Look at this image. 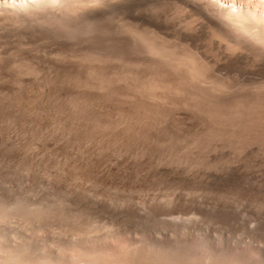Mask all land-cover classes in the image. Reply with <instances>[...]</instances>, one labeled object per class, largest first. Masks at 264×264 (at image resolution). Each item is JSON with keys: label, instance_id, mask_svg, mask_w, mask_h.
Listing matches in <instances>:
<instances>
[{"label": "rangeland", "instance_id": "1", "mask_svg": "<svg viewBox=\"0 0 264 264\" xmlns=\"http://www.w3.org/2000/svg\"><path fill=\"white\" fill-rule=\"evenodd\" d=\"M258 1L234 0L264 14ZM81 5L43 8L14 29L0 18V264L12 254L16 264H264V46L210 31L193 47L209 39L222 76L164 73L179 85L152 87L133 74L128 9Z\"/></svg>", "mask_w": 264, "mask_h": 264}, {"label": "bare ground", "instance_id": "2", "mask_svg": "<svg viewBox=\"0 0 264 264\" xmlns=\"http://www.w3.org/2000/svg\"><path fill=\"white\" fill-rule=\"evenodd\" d=\"M72 1V0H71ZM244 1V0H243ZM246 3L247 2H253L255 1H258V0H245ZM263 1V0H262ZM261 1V2H262ZM69 2L70 3V0H33V1H24L21 5H13L12 6V3L11 5H5V4H0V18L3 19L2 22L4 21V24L7 23V20H10L11 22H15L14 24H11V27L12 25L14 26L12 29L14 28H17V26L19 27V25L22 26V23L21 22H24L26 23V20L27 22L29 21V19H31L33 16L35 15H38V11H45V9L43 8H46V10L48 11L49 9L48 8H51V7H55V5H59L60 7V4L64 6L65 3ZM76 2H79L81 3V9L83 8H87V10H89L90 13H97V6L99 8V6H102V7H106V5H110L111 6H114L115 7V10L116 8H118V11L119 9H122V10H125V9H128V13H129V20L125 19L124 21H128V24L126 26L129 27V29L127 30L128 31V35H129V41L131 42V49H132V52H133V55L132 57L135 56V61L133 60V63L135 64V62L137 63L139 61V65H145V63L143 64H140V61H144L146 62V65L148 67H151L150 70L146 67V66H139L137 64H131L133 65L132 67H134L132 70H133V74L137 73V75L141 72L142 74L145 75V73H148L147 76H152V81H150L149 85H152V87L154 86L153 84L155 85H158L160 84V86H163V84L165 85V83H167L169 80V78H167V81L163 80V82L161 81L162 79L164 78H160V76L162 77V74L166 75V77H168L169 75L172 76V74L174 75L175 73H178L179 74H183L182 77H185V76H188V78L191 80H196V79H200V78H204L205 75H213L211 74L212 71H210L211 68H214L212 70H215L216 69V65H214L213 63V60L211 59L210 55L206 52H210V49L209 50H205L204 51V48L205 47H209V43L208 46H205L206 42H211L209 41H205V44L204 45V48H203V51H200L199 48H194L193 46H196L195 43L198 41V40H201V38L203 37H207L210 33V31H212V34H217V33H220V36L223 35L222 37H226V34L227 35V38H229L230 36H233L235 40L238 41V43L240 44V42H242L241 44H243L244 41H252L253 43L255 44H259V49L264 46V14H260L256 12V10L254 9H251V7H249V5H245V6H241L239 7L238 4L236 2H234V0L232 1L231 4H226V1L223 3V2H220L218 0H76ZM259 2V1H258ZM257 2V3H258ZM264 2V1H263ZM6 3V2H5ZM226 4V5H225ZM67 5V4H66ZM73 5V4H71ZM70 5V6H71ZM77 6V5H76ZM80 6V5H79ZM262 6V4L260 5ZM88 7L90 9H88ZM100 7V9L102 8ZM110 7V6H109ZM124 7H126L125 9H123ZM161 7H169V8H172L174 9V12H171L170 14L169 13H166L164 12V10H162V13L161 12H158L160 11L159 8ZM56 8V7H55ZM96 8V9H94ZM40 9V10H38ZM74 9V8H73ZM78 9V8H77ZM80 9V8H79ZM82 9V10H83ZM99 9V10H100ZM106 9V8H105ZM103 9V10H105ZM53 9H51L50 11H52ZM59 10V9H58ZM61 10V9H60ZM85 9V11H87ZM102 10V11H103ZM168 10V9H167ZM49 11V12H50ZM56 11V10H55ZM69 11V10H68ZM84 11V10H83ZM102 11H99V12H102ZM117 11V10H116ZM263 11V10H261ZM54 12V11H53ZM120 12H124V11H120ZM126 12V11H125ZM124 12V13H125ZM164 12V13H163ZM176 12V14H175ZM40 13V12H39ZM58 13V12H57ZM119 13V12H117ZM127 12L125 14H128ZM81 14V13H80ZM106 14V13H105ZM180 14H184L183 16L184 17H181ZM48 16V15H47ZM76 16V15H75ZM126 16V15H125ZM179 17V18H178ZM50 18V17H49ZM56 18V16L54 17ZM53 18V19H54ZM99 18V17H98ZM101 18V17H100ZM1 19H0V23H1ZM5 20H6V23H5ZM38 21V20H37ZM41 21V20H40ZM43 21V20H42ZM68 21V20H67ZM9 22V23H11ZM33 23V19L31 21ZM17 23H19L17 25ZM30 23V22H29ZM125 23V22H124ZM2 24V25H4ZM28 24V23H27ZM31 24V23H30ZM28 24V25H30ZM39 24V23H38ZM44 24V23H43ZM121 24V23H120ZM8 25V23H7ZM25 25V24H24ZM40 25V24H39ZM99 25V24H98ZM125 25V24H124ZM9 26V25H8ZM31 26V25H30ZM41 26V25H40ZM105 26V25H104ZM0 27H1V24H0ZM3 27H6L5 26H2ZM10 27V26H9ZM9 27H7L6 29H10ZM1 28V29H2ZM65 29V28H64ZM59 30V29H58ZM97 30V29H96ZM103 30V29H102ZM109 30V29H108ZM9 31V30H8ZM25 31V30H24ZM75 31V30H74ZM89 31V30H88ZM100 31V30H99ZM106 31V30H105ZM18 32V31H17ZM111 32V31H110ZM222 33V34H221ZM225 34V35H224ZM1 35V34H0ZM115 35V34H114ZM118 35V34H117ZM127 35V34H126ZM230 35V36H229ZM218 36V35H217ZM229 36V37H228ZM32 37V36H31ZM212 37V36H211ZM216 37V36H215ZM219 37V36H218ZM116 38V37H115ZM119 38V37H118ZM214 38V37H213ZM212 38V39H213ZM221 38V37H220ZM231 38V37H230ZM178 39L179 40V43L180 42H183L185 44H181L182 46H186L185 47H182L179 45H177L176 42H178ZM218 39V38H217ZM234 39L232 38V41H234ZM244 39V40H243ZM176 40V42H175ZM204 40V39H203ZM227 40V39H226ZM225 40V41H226ZM229 40V39H228ZM243 40V41H241ZM223 41V40H222ZM221 41V42H222ZM118 42V41H117ZM173 42L175 43L173 44ZM217 43V41H215ZM219 42V41H218ZM228 42V41H227ZM226 42V43H227ZM230 42V40H229ZM236 42V41H235ZM95 43V42H94ZM107 43V42H106ZM123 43V41H122ZM173 45H172V44ZM204 43V42H203ZM213 43V42H212ZM224 43V42H222ZM221 43V44H222ZM234 43V42H233ZM118 44V43H117ZM120 44V43H119ZM211 44V43H210ZM221 44L219 46L218 49H220L221 47ZM245 44V42H244ZM251 44V42H250ZM254 44V45H255ZM122 45V44H121ZM199 45V44H198ZM233 45V44H232ZM261 45V46H260ZM129 46V45H128ZM180 47V49H178L177 47ZM201 46V45H200ZM200 46H197V47H200ZM236 46V45H235ZM233 47L232 48L234 49V51H237L238 49L236 47ZM241 46V45H240ZM244 46V45H243ZM256 46V45H255ZM194 49H193V48ZM213 48L214 45L212 46ZM222 47H224L222 45ZM229 47V45H228ZM249 47V46H247ZM254 47V46H253ZM251 47V48H253ZM211 48V47H210ZM243 48V47H242ZM244 48L246 49V47L244 46ZM196 49V50H195ZM207 49V48H205ZM229 49V48H228ZM227 49V50H228ZM255 49V48H253ZM257 49L258 51H261L262 49ZM221 50V49H220ZM225 50V51H227ZM230 50H231V47H230ZM249 50V49H248ZM264 50V49H263ZM262 50V51H263ZM223 51V49H222ZM229 51V50H228ZM234 51H231V53H233ZM251 51V50H250ZM215 52V51H214ZM230 52V51H229ZM228 52V53H229ZM238 52V51H237ZM237 52L235 53V55L237 54ZM254 52V51H253ZM222 53V52H221ZM227 53V52H226ZM224 53L223 55L226 56L227 54ZM229 53V54H231ZM244 53V52H243ZM94 54V53H93ZM132 54V53H131ZM213 54V52H212ZM215 54V53H214ZM213 54V55H214ZM220 54V53H219ZM242 54V53H241ZM247 54V53H246ZM260 54H264L260 52ZM64 55V54H63ZM89 55V54H88ZM100 55V53H99ZM223 55H221V57H223ZM234 55V54H233ZM239 55V54H238ZM120 56V55H119ZM216 56V55H215ZM229 56V55H228ZM255 56V55H254ZM259 56L260 58V55H257ZM256 56V57H257ZM264 56V55H263ZM121 57V56H120ZM220 57V58H221ZM233 57V56H232ZM231 57V58H232ZM218 58V56H217ZM216 58V60H217ZM231 58L229 57L228 59L231 60ZM234 58V57H233ZM237 58H240V57H237ZM258 58V57H257ZM214 59V58H213ZM225 59V60H224ZM224 61H228L230 62L228 59L226 60V57H224ZM241 59V58H240ZM130 60V61H132ZM212 60L213 63H210V61ZM237 60V59H236ZM257 60V59H256ZM215 61V60H214ZM219 60H217L216 63H218ZM222 62V60H221ZM220 62V63H221ZM227 62V63H228ZM233 62V61H232ZM151 63V64H150ZM211 64H212V67H211ZM240 64V63H239ZM230 65V64H229ZM245 65V64H244ZM214 66V67H213ZM242 66V65H241ZM221 69L223 70L222 66H220ZM245 67V66H244ZM218 68V66H217ZM246 68V67H245ZM258 68V67H257ZM131 69V68H130ZM219 69V68H218ZM229 69V67H228ZM227 69V71H228ZM217 70V69H216ZM216 70H215V73H216ZM211 73H210V72ZM226 71V70H224ZM226 71V72H227ZM243 71V70H241ZM245 71V70H244ZM243 71V72H244ZM113 72V71H112ZM124 72V71H123ZM207 72H209L207 74ZM219 72V71H218ZM221 72V71H220ZM226 72H223V73H226ZM127 73V72H126ZM170 73V74H169ZM172 73V74H171ZM229 73V72H227ZM246 71L244 72V75H245ZM250 73V72H249ZM248 73V74H249ZM82 74V73H81ZM119 74V73H118ZM219 73H216L215 75L217 76ZM230 74V73H229ZM238 74V73H237ZM258 74V73H257ZM263 74V73H262ZM176 75V74H175ZM214 75V76H215ZM221 75V73L219 74ZM223 75V74H222ZM221 75V76H222ZM227 75V74H226ZM243 75V74H242ZM243 75V76H244ZM255 75V74H254ZM259 75H260V72H259ZM258 75V76H259ZM264 75V74H263ZM149 76V77H150ZM181 76V75H180ZM202 76V77H201ZM213 76V77H214ZM221 76L219 78V76L217 77V79L213 80V77L208 76L209 79H211L210 81H208L210 83V88L212 89H219L218 92H221L223 89L222 88H227V85L229 84V81L226 82V80H220L221 79ZM227 80L229 78V75H227ZM231 76V75H230ZM236 76V75H235ZM135 77V76H134ZM153 77H154V81H153ZM170 77V76H169ZM177 77V76H176ZM207 77V76H206ZM212 77V78H211ZM224 77H226L224 75ZM262 77V76H260ZM260 77H256V78H260ZM59 78V77H58ZM139 78V77H138ZM156 78H158V80H156ZM173 78V77H171ZM175 78V77H174ZM186 78V77H185ZM207 78V80H208ZM215 78V77H214ZM219 78V79H218ZM240 78V77H239ZM243 78V77H242ZM264 78V77H262ZM125 79V78H124ZM161 79V80H160ZM198 79V80H199ZM223 79V78H222ZM226 79V78H224ZM231 79V78H230ZM238 79V78H237ZM255 79V78H254ZM144 80H147V79H144ZM150 80V79H149ZM148 80V81H149ZM184 80V79H183ZM182 80V81H183ZM205 80V79H204ZM244 80V79H243ZM241 80V81H243ZM253 80V79H252ZM262 79H260L261 81ZM165 81V83H164ZM179 81V80H178ZM181 81V80H180ZM181 81V82H182ZM231 81V80H230ZM240 81V82H241ZM246 81V80H244ZM248 81V80H247ZM259 81V82H260ZM134 82V81H133ZM153 82V83H152ZM155 82V83H154ZM173 82H174V79H173ZM170 81V85L172 86V83ZM177 83V80L175 81ZM174 82V83H175ZM185 82V80L183 81ZM197 82V80H196ZM202 82V80H201ZM206 82V81H205ZM250 82V81H249ZM257 82V81H256ZM256 82H255V85H256ZM264 82V80H263ZM262 82V83H263ZM138 83V82H137ZM152 83V84H151ZM163 83V84H162ZM168 83H167V86H168ZM175 83V84H176ZM180 83V82H178ZM176 84L177 86L179 84ZM187 83V82H185ZM192 83V82H191ZM195 83V81L193 82ZM192 83V84H193ZM227 83V84H226ZM231 83V82H230ZM243 84H245V82H242ZM248 83V82H247ZM246 85H249L247 84ZM254 81L251 83L253 84ZM261 83V85H262ZM162 84V85H161ZM174 84V85H175ZM190 84V82H189ZM197 84V83H195ZM258 84V83H257ZM146 85V84H145ZM169 85V86H170ZM187 85V84H186ZM194 85V84H193ZM238 85V84H237ZM254 85V84H253ZM254 85V86H255ZM259 85V84H258ZM256 85V86H258ZM260 85V86H261ZM264 85V83H263ZM262 85V86H263ZM157 86V87H158ZM166 86V87H167ZM169 86L167 88H169ZM177 86H174V89L175 87ZM181 86V85H180ZM191 86V85H189ZM242 86V85H241ZM250 86V85H249ZM248 86V87H249ZM253 86V88H254ZM255 86V87H256ZM259 86V87H260ZM148 87V86H147ZM165 87V86H163ZM173 87V86H172ZM187 87V86H186ZM198 87V86H197ZM205 87V86H204ZM230 87V85H229ZM256 88V89H260V88ZM151 88V87H150ZM156 87H154L155 89ZM180 88V87H178ZM183 90H184V87L182 86ZM190 87H187V89L189 90ZM192 88V86H191ZM252 88V89H253ZM159 89V88H157ZM162 89V88H161ZM173 89V88H172ZM210 89L211 92H213L212 94L216 95V93H214V90ZM221 89V91H220ZM229 89V88H227ZM231 89V88H230ZM229 89V90H230ZM241 89V88H240ZM248 89V88H247ZM160 90V89H159ZM168 90V89H167ZM177 90V89H175ZM174 90V91H175ZM196 90V89H195ZM207 90V89H205ZM204 90V91H205ZM226 90V89H225ZM225 90H223L222 92H224ZM233 90V89H232ZM238 90V89H237ZM244 90V89H243ZM152 91V90H151ZM163 91V89H162ZM190 91H193V89H190ZM201 91V90H200ZM216 91V90H215ZM227 91V90H226ZM241 91V90H240ZM179 92V90H178ZM210 92V93H211ZM221 92V93H222ZM258 92V91H257ZM176 93V92H175ZM226 93V92H225ZM228 93V92H227ZM232 93V92H231ZM240 93V92H239ZM117 94V93H116ZM164 94V93H163ZM236 94V93H235ZM87 95V94H86ZM154 95V94H153ZM194 95V94H193ZM209 95V94H208ZM221 95V94H220ZM219 93H218V96H220ZM245 95V94H244ZM260 95V94H259ZM257 95V96H259ZM135 96V95H134ZM156 96V95H155ZM166 96V95H165ZM203 96V95H202ZM217 95L216 96H212L213 98H215L216 100V97H218ZM93 97V96H92ZM164 97V96H163ZM199 97V96H198ZM221 97V96H220ZM98 98V97H97ZM182 98V97H181ZM194 98V97H192ZM196 98V97H195ZM258 99H260L259 97H257ZM263 98V97H262ZM74 99V98H73ZM212 99V98H211ZM218 101L219 98H217ZM221 99V98H220ZM228 99V98H226ZM230 99V98H229ZM248 99V98H247ZM257 99V100H258ZM136 100V99H135ZM167 100V98H166ZM199 100V99H198ZM222 100V99H221ZM224 100V99H223ZM237 100V99H236ZM234 101V102H237V101ZM250 100V99H249ZM249 100H247V102L249 103ZM264 100V98L262 99ZM89 101V100H88ZM152 101V100H151ZM191 101V100H190ZM207 101V100H206ZM217 101V100H216ZM254 102L256 100H253ZM252 100L250 101L251 103L253 102ZM137 102V101H136ZM148 102V101H147ZM153 102V101H152ZM213 102V101H212ZM225 102V101H224ZM227 102V100H226ZM225 102V103H226ZM240 102V101H239ZM242 102V101H241ZM244 102V101H243ZM247 102L245 101V103L247 104ZM253 104H256L254 103ZM257 102V101H256ZM262 104L261 102V99L260 101L258 100V106L260 105L261 108L263 106V104L261 105L260 103ZM250 103V105H251ZM79 104V103H78ZM199 104V102H198ZM197 104V105H198ZM220 104V103H219ZM229 104V102H228ZM233 104V103H232ZM238 104V102H237ZM240 104V103H239ZM243 104V103H241ZM252 104V105H253ZM141 105V104H140ZM249 105V104H248ZM251 105V106H252ZM87 106V105H86ZM221 106V105H220ZM243 106V105H242ZM245 106V105H244ZM172 107V106H171ZM246 107V106H245ZM250 107V106H249ZM92 108V107H91ZM133 108V107H132ZM216 108V107H215ZM226 108V107H225ZM238 108H240L238 106ZM243 108V107H242ZM254 108V107H253ZM257 108V107H256ZM79 109V108H78ZM155 109V108H154ZM203 109V108H202ZM247 109V108H246ZM252 109V108H251ZM260 109V108H259ZM248 110V109H247ZM129 111V110H128ZM156 111V110H155ZM244 111V110H243ZM249 111V110H248ZM258 111V110H256ZM209 112V111H208ZM255 112V110H254ZM133 113V112H132ZM236 113V112H235ZM244 113V112H243ZM259 113V112H258ZM264 113V112H263ZM85 114V113H84ZM137 114V113H135ZM255 114V113H253ZM240 115H242L240 113ZM239 115V116H240ZM248 115V113H247ZM257 115V114H256ZM261 115V113L259 114ZM264 115V114H263ZM137 116V115H136ZM236 116V114H235ZM252 116V115H250ZM258 116V115H257ZM224 117V116H223ZM241 117V116H240ZM243 117V116H242ZM255 117V115H254ZM262 117V115H261ZM147 118V117H146ZM245 118H250V117H245ZM252 118V117H251ZM250 118V119H251ZM258 118V117H257ZM264 118V117H263ZM103 119V118H102ZM249 119V120H250ZM254 119V118H253ZM260 118H258L257 120H259ZM262 119V118H261ZM94 120V119H93ZM256 120V118H255ZM254 120V122H255ZM264 120V119H263ZM104 121V120H103ZM122 121V120H121ZM144 121V120H143ZM253 121V120H252ZM239 122V121H238ZM247 122V121H245ZM249 122V121H248ZM247 122V124H248ZM256 122H259V121H256ZM262 122V120H261ZM264 122V121H263ZM108 123V122H106ZM160 123V122H159ZM253 124V122H250ZM251 126L253 127L254 125ZM68 125V124H67ZM229 125V124H228ZM249 125V124H248ZM126 127V126H125ZM246 127V126H245ZM238 128V127H237ZM74 129V128H73ZM129 130V129H128ZM241 130V129H240ZM137 131V130H136ZM135 131V132H136ZM247 131V130H246ZM139 133V131H138ZM246 133V132H245ZM143 137V136H142ZM240 137V136H239ZM263 139V138H262ZM243 140V139H242ZM4 211V210H3ZM5 212V211H4ZM5 216V215H4ZM94 237V236H93ZM106 237V236H105ZM110 238V237H108ZM78 239V238H77ZM88 240V238H87ZM103 240V239H102ZM74 241V240H73ZM96 241V240H95ZM88 242V241H87ZM93 242V241H92ZM91 243V242H90ZM179 251V250H178ZM186 253V252H185ZM185 253H182V254H185ZM188 253V252H187ZM186 253V254H187ZM141 254V253H140ZM233 254V253H232ZM234 255V254H233ZM136 256V255H135ZM159 256V255H158ZM181 256V255H179ZM196 256V255H195ZM235 256V255H234ZM234 256H232L231 258H233ZM238 256V255H237ZM187 257V256H186ZM189 257V256H188ZM187 257V259H188ZM207 257V256H206ZM205 257V258H206ZM255 257V256H254ZM24 258V257H23ZM190 258H191V255H190ZM189 258L187 262L191 261V259ZM193 259H195L196 257L192 256ZM210 258V257H209ZM235 258V257H234ZM238 258V257H236ZM10 261H11V264H16V263H20V259L18 257H16L14 254L11 255V258H9ZM8 259V260H9ZM183 259V258H181ZM186 259V258H185ZM184 259V260H185ZM197 259V258H196ZM217 259V258H216ZM230 259V258H228ZM227 259V260H228ZM239 259V258H238ZM241 259L242 256H241ZM239 259V261L241 260ZM248 259V258H247ZM146 260V259H145ZM162 260V259H160ZM164 260L166 261L167 259L164 258ZM203 260V262H201ZM200 260L201 264H209L211 261H209L207 258L206 260L202 259ZM224 260V259H223ZM221 260V262L223 261ZM230 260H233V259H230ZM147 261V260H146ZM155 261V259H154ZM229 261V260H228ZM234 261V260H233ZM242 261V260H241ZM245 261V260H244ZM251 261V260H250ZM8 262V261H7ZM156 262V261H155ZM171 262V261H170ZM176 261H174L175 263ZM181 262V261H180ZM184 262V261H183ZM198 262V260H196V263ZM214 262V261H213ZM230 262V261H229ZM235 262H238L236 261L235 259ZM255 262V261H254ZM253 262V263H254ZM261 262V261H260ZM159 263V262H158ZM172 263V262H171ZM177 263V262H176ZM190 263V262H189ZM194 263V262H193ZM225 263V260L224 262ZM234 263V262H233ZM232 263V264H233ZM244 263V262H243ZM243 263H238V264H243ZM7 264V263H6ZM22 264V263H21ZM24 264V263H23ZM146 264V263H145ZM150 264V263H149ZM156 264V263H155ZM161 264V263H160ZM167 264V263H166ZM183 264V263H182ZM192 264V263H191ZM200 264V263H199ZM219 264V263H218ZM228 264V263H227ZM231 264V262H230ZM258 264V263H257Z\"/></svg>", "mask_w": 264, "mask_h": 264}]
</instances>
